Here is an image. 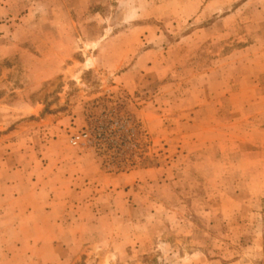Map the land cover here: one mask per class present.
Segmentation results:
<instances>
[{
	"label": "rangeland",
	"instance_id": "1",
	"mask_svg": "<svg viewBox=\"0 0 264 264\" xmlns=\"http://www.w3.org/2000/svg\"><path fill=\"white\" fill-rule=\"evenodd\" d=\"M0 264H264V0H0Z\"/></svg>",
	"mask_w": 264,
	"mask_h": 264
},
{
	"label": "built area",
	"instance_id": "2",
	"mask_svg": "<svg viewBox=\"0 0 264 264\" xmlns=\"http://www.w3.org/2000/svg\"><path fill=\"white\" fill-rule=\"evenodd\" d=\"M79 138H75L74 141H72V145L75 146L77 144L76 141H78Z\"/></svg>",
	"mask_w": 264,
	"mask_h": 264
},
{
	"label": "crops",
	"instance_id": "3",
	"mask_svg": "<svg viewBox=\"0 0 264 264\" xmlns=\"http://www.w3.org/2000/svg\"><path fill=\"white\" fill-rule=\"evenodd\" d=\"M57 128H59V124H56V125H55V129H57Z\"/></svg>",
	"mask_w": 264,
	"mask_h": 264
}]
</instances>
